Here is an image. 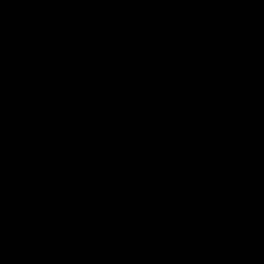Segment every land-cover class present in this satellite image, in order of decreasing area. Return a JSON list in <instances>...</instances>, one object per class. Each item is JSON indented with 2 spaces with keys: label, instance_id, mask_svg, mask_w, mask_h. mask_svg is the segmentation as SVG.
<instances>
[{
  "label": "water",
  "instance_id": "1",
  "mask_svg": "<svg viewBox=\"0 0 264 264\" xmlns=\"http://www.w3.org/2000/svg\"><path fill=\"white\" fill-rule=\"evenodd\" d=\"M0 264H264V0H0Z\"/></svg>",
  "mask_w": 264,
  "mask_h": 264
}]
</instances>
